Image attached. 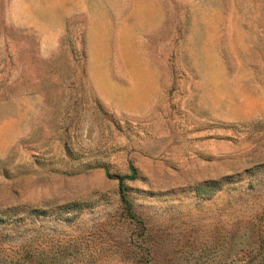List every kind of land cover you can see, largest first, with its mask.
<instances>
[{
  "label": "rangeland",
  "instance_id": "374dc122",
  "mask_svg": "<svg viewBox=\"0 0 264 264\" xmlns=\"http://www.w3.org/2000/svg\"><path fill=\"white\" fill-rule=\"evenodd\" d=\"M258 182L264 0H0V264H238Z\"/></svg>",
  "mask_w": 264,
  "mask_h": 264
},
{
  "label": "trees",
  "instance_id": "16d2710c",
  "mask_svg": "<svg viewBox=\"0 0 264 264\" xmlns=\"http://www.w3.org/2000/svg\"><path fill=\"white\" fill-rule=\"evenodd\" d=\"M105 170L106 173L109 175L108 170L106 168ZM135 175L136 172L134 168L130 167V174L115 176V178L118 181L120 202L125 217L129 221L134 220L138 223H141V227H144L143 220L138 217V214L134 208V203L129 198L127 187L124 183L126 179H134ZM258 185L263 186L264 182L263 185L258 182ZM260 186H258V188H261ZM253 188L254 184L250 183L249 191H252ZM69 246H71L70 243L63 245L56 244V249L54 250H52L51 247L45 248L46 246H43V249L39 250L41 252H45L46 254L52 252L64 255V253H66V251L68 250ZM221 250L222 252H224V255L227 256H229L230 253L234 251V262H237L238 264H264V210L256 212L243 222L240 221V224L237 223L235 225V228H233L232 232L229 234V236L226 237L225 240L223 239ZM136 261L137 264H147V261L142 262L141 259Z\"/></svg>",
  "mask_w": 264,
  "mask_h": 264
}]
</instances>
